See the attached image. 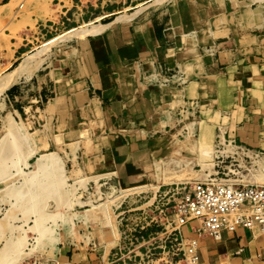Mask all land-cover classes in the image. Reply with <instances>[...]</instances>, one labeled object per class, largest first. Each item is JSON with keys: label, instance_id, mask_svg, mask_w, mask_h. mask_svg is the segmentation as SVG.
<instances>
[{"label": "crops", "instance_id": "0c3cea01", "mask_svg": "<svg viewBox=\"0 0 264 264\" xmlns=\"http://www.w3.org/2000/svg\"><path fill=\"white\" fill-rule=\"evenodd\" d=\"M146 2H111L108 16L116 17L123 10L133 13ZM256 2L153 3L132 19L54 49L52 59L5 93L14 112L19 110L13 103L21 100L25 111H35L34 122L47 126L50 152L77 145L76 153L60 154L67 157L68 168L85 167L94 184L135 181L144 167L153 171L158 157L169 161L166 148L186 113L209 123L207 130L213 128L219 147L230 143L236 147V164L243 158L248 163L254 157L264 159V11H256ZM28 45L25 37L18 43L9 29L0 32L3 64L12 65L25 56ZM26 85L31 91L24 95ZM41 99L46 102L38 111L30 102ZM85 141L92 151L84 166ZM225 154L217 156L220 165ZM34 162L25 175H36L38 156ZM37 192L45 194L41 188ZM199 227L198 221L186 225L185 236L194 235ZM198 241L204 257L264 264V236L256 235L255 229L224 230L220 238L205 234Z\"/></svg>", "mask_w": 264, "mask_h": 264}, {"label": "rangeland", "instance_id": "374dc122", "mask_svg": "<svg viewBox=\"0 0 264 264\" xmlns=\"http://www.w3.org/2000/svg\"><path fill=\"white\" fill-rule=\"evenodd\" d=\"M114 1L119 0H4L0 5L9 2L11 5L0 8V32L11 30L18 43L27 38L29 45L25 56L44 49L39 67L26 75L29 77L52 59L54 49H61L78 36H65L48 47L44 45L46 41L72 28L80 29L91 21L103 24L118 19L120 12L116 17L108 16L109 5ZM152 1L147 0L142 8ZM257 1L254 7L261 13L264 3L263 0ZM25 56L12 65H4V54L0 52V78L14 69ZM29 88V85L25 86L24 95L31 91ZM5 92L0 94V264H17L27 258H37L46 264L55 261L64 264L68 259L76 264H183L177 256V241L168 242L167 248L163 242L164 231L175 219V206L180 198L179 194L165 196V191L183 182L188 184V191L199 181L198 174H215L222 171V165H226L224 171L229 176L224 178L231 179L230 183H234L236 176L242 177L244 183H258L259 180H255L257 176L264 177L261 163H254V159H249L252 161L248 163L244 159L236 164L234 153H226L230 158H226L221 165L217 163L219 154L216 150L226 145L219 147L213 128L211 132L207 130L209 123L190 113L181 115L180 123L172 134V144L166 148V155L171 159L168 161L165 157H158L153 171L150 166L144 167L135 181L127 178L91 183L85 174L88 171L85 167L78 168L76 164L77 168H68L65 164L67 157L60 154L61 151L67 152V155L76 153V144L71 145L68 151L63 147L57 148V161H51L47 170L41 171L39 178L37 173L36 177H33L34 174L28 176L25 173L36 165V157L50 152L47 126L42 127L39 121L34 122L35 111L32 108V111H25L21 107V100L13 103L19 110L18 113L14 112ZM44 102L46 100L41 99L30 103L36 104L40 111L44 108ZM14 142L20 145L18 153L13 150ZM82 151L85 166L87 154L92 151L88 141H85ZM150 170L151 178L147 173ZM41 181L50 183L49 187L41 188ZM259 184H264V181ZM38 188L55 194L36 197L38 204L31 207L29 205L33 204L35 197L22 196L20 192H37ZM35 209L37 213H33ZM35 214L40 217L38 222L49 228L53 239L42 238L43 243L38 234L29 232L21 243L22 231L37 223ZM255 230L256 235L264 236L259 227ZM262 253L263 257L260 258L264 260V251ZM199 255L197 264H232L228 260L216 261L204 257L200 249Z\"/></svg>", "mask_w": 264, "mask_h": 264}, {"label": "built area", "instance_id": "2783aa9c", "mask_svg": "<svg viewBox=\"0 0 264 264\" xmlns=\"http://www.w3.org/2000/svg\"><path fill=\"white\" fill-rule=\"evenodd\" d=\"M221 168L222 171L212 174L211 181H197L188 191V184H176L164 193L165 196L180 195L175 206V219L165 229L163 242L167 248L168 242L177 241V256L183 264L198 263V238L205 234L220 238L222 231L236 232L240 227L250 230L259 227L264 233V184L244 183L239 176L230 183L231 179L224 178L229 176L224 171L226 169ZM197 221L200 227L195 229L196 233L185 236L183 228ZM142 238L145 239L144 236ZM19 264L46 263L37 258H27ZM64 264L76 263L68 259Z\"/></svg>", "mask_w": 264, "mask_h": 264}, {"label": "bare ground", "instance_id": "6f19581e", "mask_svg": "<svg viewBox=\"0 0 264 264\" xmlns=\"http://www.w3.org/2000/svg\"><path fill=\"white\" fill-rule=\"evenodd\" d=\"M125 1V0H124ZM164 0H153L149 5L147 6H144L142 9H137L135 12L133 13H127V12H123L121 14H119L118 16V19H116L115 21L113 22H110V23H103V24H96L94 23V21H91L89 23H86L85 25H83L80 29L79 28H72L70 30H68L67 32H65L64 34L62 35H59V36H56L48 41H46L44 43V45H46L47 47L49 46V44L51 45L52 43H54L55 41L58 42L59 39L65 37V36H72V35H75V36H78L79 35H90V34H99L101 32H103L105 29H107L108 27H110L111 25H114L120 21H123V20H129V19H132L133 17H135L136 15H138L139 13H141L142 11H144L148 6L152 5L153 3H160ZM8 5H11V2L9 3H6L4 5V7L8 6ZM62 5V4H61ZM59 6V5H58ZM128 9V8H127ZM55 10V9H54ZM53 10V11H54ZM124 11V10H123ZM88 22V21H87ZM103 34V33H102ZM106 35V34H105ZM65 39V38H64ZM63 40V39H62ZM45 52L44 49H41V50H38L37 52L33 53V54H29L27 56H25L22 61L12 70L8 71L4 76H2L0 78V94L2 92H5L8 88H10L13 84L17 83L19 81V79L21 77H23L24 75H30L32 74L33 71H35L36 68L39 67L40 65V62H41V55L42 53ZM2 62L0 63V66H1ZM44 111H48V109L44 110ZM17 112V111H16ZM11 113V112H10ZM18 113V112H17ZM10 115V114H9ZM12 115V114H11ZM16 119V118H14ZM17 124V123H16ZM14 125V124H13ZM15 128V127H14ZM6 138V137H5ZM17 141V139H15ZM225 141V140H224ZM221 142V141H220ZM234 143V142H233ZM225 145V144H224ZM234 147V148H232ZM238 148V147H237ZM233 149H234V152H233ZM241 149V148H240ZM243 149V148H242ZM2 150V149H1ZM13 150L15 151V153H18L20 151V145L16 142H14L13 144ZM251 150V149H250ZM217 151V150H216ZM239 151V150H237ZM242 151V150H241ZM2 152V151H1ZM220 152H223V153H236V149H235V146L232 145V144H227L225 146V148L221 149V150H218L217 153L220 154ZM248 152V150H247ZM215 153V152H214ZM239 153V152H238ZM243 153V152H242ZM255 153V152H254ZM5 155V154H4ZM12 155V154H10ZM249 155V154H248ZM55 156L56 154L52 151V152H45V153H42L41 156H38V162H37V166H36V173H37V178L40 177V174H41V171L43 170H47V168L50 166V164L48 163V161H52L53 163L56 162L57 160L55 159ZM252 157H254L253 155H251ZM256 156V155H255ZM260 156V155H259ZM243 158V157H242ZM256 157H254L255 159ZM259 158V157H258ZM256 158L254 161L257 162V163H262L261 160H264V159H258ZM242 160V159H241ZM244 161V158L243 160ZM51 162V163H52ZM208 166V164H206ZM263 165V164H262ZM205 166V167H207ZM255 170H257V168H255ZM255 170H252V172L254 173ZM263 170V169H262ZM205 171H210V170H205ZM258 171V170H257ZM198 172V171H197ZM256 172V171H255ZM261 172V170L259 171V173ZM252 173V174H253ZM256 175H258L256 173ZM45 176V175H44ZM211 176H212V173H205V174H198V180L199 181H211ZM33 177H36L33 176ZM7 178V177H6ZM255 178V177H254ZM3 180V179H2ZM182 180V179H180ZM256 181H258V183L260 181H264V177L263 176H257V179H255ZM252 181V180H251ZM231 182V181H230ZM255 182V181H254ZM257 183V182H256ZM52 184V183H51ZM50 185V183H47L46 181H41V185L42 186L41 188L45 187V188H48ZM28 186V185H27ZM27 188V187H26ZM29 189V188H28ZM31 189V188H30ZM36 189V188H35ZM27 191V190H26ZM31 191V190H30ZM61 193V192H60ZM18 194V193H16ZM49 194H55V193H51V192H48L47 191L45 192V194L43 193H38V192H24V194L22 192H20V195H30V196H33L35 197L33 201V204L29 205V206H33V205H36L38 204L37 203V198L38 196H45V195H49ZM64 197V196H63ZM23 198V197H22ZM21 198V199H22ZM62 198V197H61ZM21 199L19 201H21ZM68 200V199H67ZM18 201V202H19ZM40 202V201H39ZM92 202V201H91ZM25 203V202H24ZM60 203V202H59ZM14 204V202H13ZM18 204V203H17ZM81 204V203H80ZM20 207V206H19ZM61 209V208H60ZM38 210H34L33 213H37ZM33 215V214H32ZM31 215V216H32ZM36 216V221L37 223L35 225H30L28 228H25L24 231H22L23 233L22 234V238L20 239L21 240V243L23 240H26V237L29 236V232H35L36 234H38L39 238H41V241H42V238H47L48 240L52 238L51 236V231L49 230V228H47L44 224L42 223H39V215L38 214H35ZM100 219V218H99ZM24 220L27 222L28 220H26V218H24ZM107 223V222H106ZM104 224V223H103ZM110 225V224H109ZM111 226V225H110ZM3 227V225H2ZM2 229V228H0ZM117 230V229H116ZM3 232V231H2ZM1 232V233H2ZM118 231H116L117 233ZM70 233V232H68ZM119 233V232H118ZM4 234V233H3ZM5 236V235H4ZM76 236V235H75ZM118 239V238H117ZM46 240V239H45ZM46 240V241H48ZM44 243V240L42 241ZM47 243V242H46ZM42 247V246H41ZM36 248V247H35ZM200 249V248H199ZM199 249H198V252H199ZM28 251V250H27ZM15 253V252H14ZM30 252H27V254H29ZM21 255V253H20ZM200 256V255H199ZM18 257V256H17ZM3 261V260H2ZM13 262H11L12 264ZM17 263V261H16ZM20 263V262H19ZM17 263V264H19ZM61 263V262H60Z\"/></svg>", "mask_w": 264, "mask_h": 264}]
</instances>
